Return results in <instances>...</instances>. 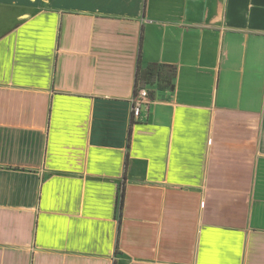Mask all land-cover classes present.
Returning <instances> with one entry per match:
<instances>
[{"label":"crops","instance_id":"crops-1","mask_svg":"<svg viewBox=\"0 0 264 264\" xmlns=\"http://www.w3.org/2000/svg\"><path fill=\"white\" fill-rule=\"evenodd\" d=\"M0 264H264V0H0Z\"/></svg>","mask_w":264,"mask_h":264},{"label":"trees","instance_id":"trees-1","mask_svg":"<svg viewBox=\"0 0 264 264\" xmlns=\"http://www.w3.org/2000/svg\"><path fill=\"white\" fill-rule=\"evenodd\" d=\"M160 68L161 70L159 72L158 70ZM158 76L165 79L167 83L170 84L171 87H174L173 78L176 76L175 68L171 66H167V65L162 66V67H159L158 65H152L149 67V69L144 74V82L145 83L155 82Z\"/></svg>","mask_w":264,"mask_h":264},{"label":"built area","instance_id":"built-area-1","mask_svg":"<svg viewBox=\"0 0 264 264\" xmlns=\"http://www.w3.org/2000/svg\"><path fill=\"white\" fill-rule=\"evenodd\" d=\"M150 100L149 92L147 89H142L134 95V115L139 116L143 104Z\"/></svg>","mask_w":264,"mask_h":264}]
</instances>
